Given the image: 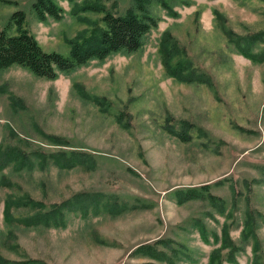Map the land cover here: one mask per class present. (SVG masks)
I'll list each match as a JSON object with an SVG mask.
<instances>
[{"label":"rangeland","instance_id":"obj_1","mask_svg":"<svg viewBox=\"0 0 264 264\" xmlns=\"http://www.w3.org/2000/svg\"><path fill=\"white\" fill-rule=\"evenodd\" d=\"M33 1L0 0V27L21 9L26 29L41 47L64 55L70 49L67 40L86 33L101 16L83 12L90 23L80 22L69 2L54 0L63 8L62 17L40 21ZM135 1L89 0L115 15L137 10ZM166 1L178 15L169 16L152 0L158 24L138 51L91 60L55 79L19 65L0 69V148H16L33 161L46 158L33 169H3L12 186H0V231L14 232L8 244L0 243L4 257L46 264H168L132 252L149 243L167 253L179 249L176 264H207L209 252L219 246L211 235L220 233L225 220L211 196L232 211L228 222L235 242L246 208L264 218V182L254 180L261 179L264 165V62L241 55L224 31H264V0ZM164 31L186 49L209 83L167 75L159 53ZM253 52H264V40ZM183 121L191 125L187 139L176 134L184 133ZM63 151L88 155L90 163L60 168L50 155ZM204 184L210 185V196L201 191L205 196L176 203L175 190ZM79 191L101 193L103 200L111 197L127 208L117 205V216L105 210L89 217L69 213L67 225L59 228H25L18 221L7 227L3 220L7 195L27 194L50 206ZM198 223L205 225L209 243L200 239ZM256 232L258 263L264 264V224ZM158 239H169L170 246L155 243ZM254 257L248 243L236 253V264H252Z\"/></svg>","mask_w":264,"mask_h":264},{"label":"trees","instance_id":"obj_2","mask_svg":"<svg viewBox=\"0 0 264 264\" xmlns=\"http://www.w3.org/2000/svg\"><path fill=\"white\" fill-rule=\"evenodd\" d=\"M71 4V14L80 22L90 21L84 16L83 12H93L100 16L99 22H92V27L84 34H79L75 39L67 40L70 49L67 55L58 51L44 50L37 39L25 27L26 14L23 10H14L8 17L3 27H0V69L13 65H19L27 68L34 75L47 79H55L60 73H68L79 66L86 65L91 60L102 61L108 56L125 52L132 53L138 51L142 45L144 37L157 27L158 18L152 14V0H136L135 9L129 8L123 15H115L107 10L105 5L98 2H89L83 0H66ZM157 3L166 11L169 16L176 17L178 13L166 0H156ZM11 2V1H7ZM184 1L183 4H188ZM32 9L35 16L44 21L47 18L58 20L62 17L63 8L54 0H34ZM216 18L221 17L217 10L214 11ZM225 27V26H224ZM228 35V41L234 44L235 49L244 57L254 63L264 62V52H253V47L264 40V31H258L252 34L239 35L231 29L225 28ZM159 53L161 64L167 75L183 82L209 83V79L204 73H197L188 53L175 38L170 36L168 31H164L159 42ZM86 97L89 98L88 95ZM98 102L96 98H93ZM106 111V108H102ZM184 133L176 134L182 139L185 137L190 124L187 121L181 122ZM62 155L63 157L59 156ZM51 154L52 162L60 168L70 169L78 164L86 165L90 163L88 155L81 152H60ZM87 159H86V158ZM46 158L40 157L38 161H33L22 151L13 147L0 148V186H12V183L3 172L4 168L11 171H17L23 168H34L42 165L41 162ZM40 162V163H39ZM261 179H254L257 182H264V165L261 167ZM209 184L201 185L200 188L178 189L173 192V197L178 204L195 199L202 195L204 191L209 195ZM236 196L235 188L232 190ZM205 196V195H202ZM113 199L115 197L112 196ZM212 203L218 207L221 214L225 215V220L220 228V233H212L214 242H219V246L212 248L208 254L207 264H223L224 261L236 264V253L242 251L246 244H251V249L255 255L252 264H259L257 251L260 242L257 236V229L264 224L262 214L251 208H246V214L243 219V226L240 231L239 241L235 242L229 230L228 217L232 215L224 201L215 196H211ZM214 199V200H212ZM116 200V199H115ZM111 200V197H105L101 193H91L79 191L64 199L59 204L46 206L42 202L35 201L27 194L12 196L7 195L3 201V220L7 227L13 225L16 221L25 228H35L42 226L44 228H59L67 225L69 213L77 212L82 217H89L101 213L103 210L113 216L117 205L125 206V203L119 200ZM24 210L22 214L16 215L15 211ZM200 239L204 243H209V233L205 225L197 224ZM14 237L11 228L0 231V243L8 244ZM159 241V242H158ZM155 243H161L170 246V240L158 239ZM17 246V245H16ZM157 246V244H156ZM154 244H138L132 252L140 257L166 261L168 264H176L174 259L177 257L179 249L172 248L171 253L157 249ZM227 253L223 256L222 251ZM190 261H195L193 257ZM0 264H46L43 260L27 257L21 260H12L4 257L0 253ZM149 264V263H147Z\"/></svg>","mask_w":264,"mask_h":264}]
</instances>
